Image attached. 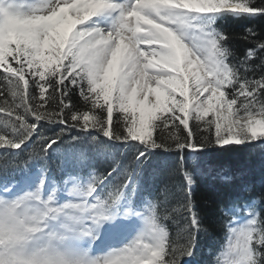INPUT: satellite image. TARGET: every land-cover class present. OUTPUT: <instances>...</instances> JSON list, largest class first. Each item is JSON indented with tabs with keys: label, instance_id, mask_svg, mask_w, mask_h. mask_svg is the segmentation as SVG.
Returning a JSON list of instances; mask_svg holds the SVG:
<instances>
[{
	"label": "snow or ice",
	"instance_id": "obj_1",
	"mask_svg": "<svg viewBox=\"0 0 264 264\" xmlns=\"http://www.w3.org/2000/svg\"><path fill=\"white\" fill-rule=\"evenodd\" d=\"M225 17L264 0H0V264H264V192L193 198L201 152L264 145Z\"/></svg>",
	"mask_w": 264,
	"mask_h": 264
},
{
	"label": "trees",
	"instance_id": "obj_2",
	"mask_svg": "<svg viewBox=\"0 0 264 264\" xmlns=\"http://www.w3.org/2000/svg\"><path fill=\"white\" fill-rule=\"evenodd\" d=\"M249 25H254L260 36L264 38V17L255 19L225 17L224 20L219 22V26L230 37L229 43L237 56H242L244 50L251 47L249 43L241 39L245 28ZM0 118H2V114H0ZM73 134L76 133L73 132ZM197 138L199 139V133ZM163 156V153L153 156L148 163V168L160 167V158ZM168 159L173 158L168 157ZM192 166L190 162L189 167ZM195 166L200 171L195 177L196 186L193 189V198L202 214L212 212L217 194L235 195L244 185L254 186V194L264 192V145L253 144L231 147L226 150L215 149L201 152ZM224 177H227V179H224ZM3 178L0 177V179ZM160 179L162 180L164 177L161 176ZM208 222V218L205 217V223ZM167 223L173 237H175L176 227L172 225L171 221ZM213 232L216 233L214 227ZM207 247V239L201 238L198 248V260L208 259Z\"/></svg>",
	"mask_w": 264,
	"mask_h": 264
}]
</instances>
